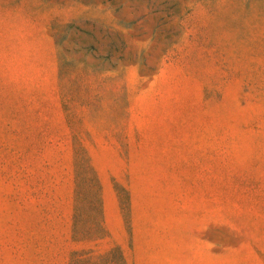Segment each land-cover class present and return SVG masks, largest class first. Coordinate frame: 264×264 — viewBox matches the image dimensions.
<instances>
[{"label": "rangeland", "instance_id": "rangeland-1", "mask_svg": "<svg viewBox=\"0 0 264 264\" xmlns=\"http://www.w3.org/2000/svg\"><path fill=\"white\" fill-rule=\"evenodd\" d=\"M0 264H264V0H0Z\"/></svg>", "mask_w": 264, "mask_h": 264}]
</instances>
